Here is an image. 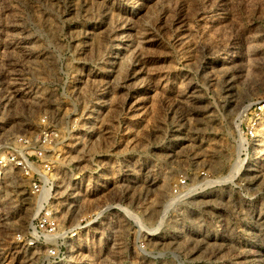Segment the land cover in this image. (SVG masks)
I'll list each match as a JSON object with an SVG mask.
<instances>
[{"label": "rangeland", "instance_id": "rangeland-1", "mask_svg": "<svg viewBox=\"0 0 264 264\" xmlns=\"http://www.w3.org/2000/svg\"><path fill=\"white\" fill-rule=\"evenodd\" d=\"M263 99L264 0H0V264H264Z\"/></svg>", "mask_w": 264, "mask_h": 264}, {"label": "built area", "instance_id": "built-area-1", "mask_svg": "<svg viewBox=\"0 0 264 264\" xmlns=\"http://www.w3.org/2000/svg\"><path fill=\"white\" fill-rule=\"evenodd\" d=\"M255 116L257 120H259L263 115H264V99L261 102H258L257 105L255 106ZM244 140L240 142V144L242 145V148L244 149L242 151V154L244 153H250V149H251V145H253L256 140L258 139V132L256 129V125H251L248 126L246 128V130H244ZM19 164L21 165V162L18 161V157L11 153V154H6V156L4 157H0V182H1V178H2V172L3 170L11 164ZM240 170L234 169V171L232 172V174H237ZM203 174H205V172L202 171ZM231 177H228L226 180H222L221 183L222 184H227V182L231 181ZM212 181H210L209 183H211ZM185 183H187V179L186 178H180L179 183L174 185L173 191L175 194L180 193L181 190V185H184ZM32 190L33 193L37 195L38 200H40L41 202L46 201L49 199V194H48V189L41 184L38 183H33L32 184ZM117 208V212H121V211H125L124 207L122 206L121 203L117 204L115 206ZM57 221L52 217V216H48V218L44 221H40V224L37 226H34L33 231L34 230H42L43 233L45 232L47 234V236H53L56 233V229H57ZM79 231H76V233L74 232V235H76ZM49 253L51 256L56 257L59 255V250L57 248H52L49 250Z\"/></svg>", "mask_w": 264, "mask_h": 264}, {"label": "bare ground", "instance_id": "bare-ground-1", "mask_svg": "<svg viewBox=\"0 0 264 264\" xmlns=\"http://www.w3.org/2000/svg\"><path fill=\"white\" fill-rule=\"evenodd\" d=\"M229 177H231V175H230V174H229ZM223 178H224V177H223ZM227 178H228V177H227ZM227 178H226V179H227ZM224 179H225V178H224ZM222 180H223V179H222ZM222 180H221V181H222Z\"/></svg>", "mask_w": 264, "mask_h": 264}]
</instances>
